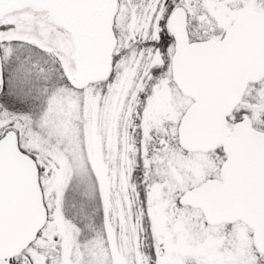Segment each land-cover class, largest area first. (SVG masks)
<instances>
[{"label":"snow or ice","instance_id":"1","mask_svg":"<svg viewBox=\"0 0 264 264\" xmlns=\"http://www.w3.org/2000/svg\"><path fill=\"white\" fill-rule=\"evenodd\" d=\"M0 264H264V0H0Z\"/></svg>","mask_w":264,"mask_h":264}]
</instances>
